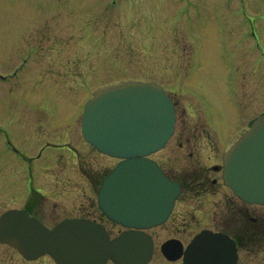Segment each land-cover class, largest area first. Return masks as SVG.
I'll return each instance as SVG.
<instances>
[{"label": "rangeland", "instance_id": "obj_1", "mask_svg": "<svg viewBox=\"0 0 264 264\" xmlns=\"http://www.w3.org/2000/svg\"><path fill=\"white\" fill-rule=\"evenodd\" d=\"M23 57L29 62L19 79L0 84V175L19 173L27 164L13 151L18 147L24 153L32 151L25 126L34 122L38 127L62 104L66 108L58 123L49 125V133L33 145L45 143L47 149H55L59 143L52 134L63 127L70 137L80 139L81 102L86 104L106 82L136 79L158 80L170 91L177 102V133L184 126L192 139L179 146L176 136L155 157L193 162L191 152L208 154L206 143L196 135L216 133L214 125L224 149L227 138L245 121L264 113V0H0V73ZM28 101L31 107L25 104ZM206 107L216 117L213 125L206 119ZM12 108L21 114L16 116L21 122L12 120L16 115ZM80 151V167L87 160L97 184L93 189L81 183L77 172L63 173L64 181L76 180L85 187V196L69 200L68 212L79 203L87 207L96 200L97 187L116 162L85 142ZM63 152L58 154L59 168L74 166L75 158ZM33 167L39 173L38 160ZM16 202L12 192L0 193V214ZM64 205L59 202L57 212ZM247 206L264 216V206ZM162 260L158 249L152 264ZM255 262L249 264H261ZM0 264L54 263L47 258L27 261L0 244Z\"/></svg>", "mask_w": 264, "mask_h": 264}, {"label": "water", "instance_id": "obj_2", "mask_svg": "<svg viewBox=\"0 0 264 264\" xmlns=\"http://www.w3.org/2000/svg\"><path fill=\"white\" fill-rule=\"evenodd\" d=\"M176 108L155 81H127L94 93L83 114L86 140L100 152L122 159L102 183L99 203L110 218L128 226L164 220L178 184L170 181L148 156L162 149L174 134ZM224 179L245 202L264 205V114L224 157ZM159 213V214H158ZM9 211L0 219V241L27 259L51 255L58 264H148L154 246L143 232L111 239L104 227L86 220H67L49 230L34 218ZM148 219L150 223L143 222ZM169 252L171 244L163 246ZM235 248L210 232L198 236L185 254V264H235Z\"/></svg>", "mask_w": 264, "mask_h": 264}, {"label": "flooded vegetation", "instance_id": "obj_3", "mask_svg": "<svg viewBox=\"0 0 264 264\" xmlns=\"http://www.w3.org/2000/svg\"><path fill=\"white\" fill-rule=\"evenodd\" d=\"M19 77L20 74H15L7 79L3 78V80H0V84H10L16 78L18 80ZM56 101H58L57 103L60 102L59 100ZM175 103L177 107L176 100ZM25 104L31 107L32 102L28 101ZM7 105L9 108V103ZM44 105L45 102L43 103ZM65 108L66 105H57L55 110L53 108V116L51 114L44 116L38 127L33 126L34 122L31 125L32 127L25 126L26 130H28V136L31 137L29 150H32L31 152H26L25 155H34L31 158H24L27 164L22 165L23 171L20 170L18 173V170H16L15 174L12 172L14 177L17 175L16 181L13 180L11 182L7 179L11 175L4 174L2 175L4 179L0 182L1 194H4L5 191L7 193L12 192L13 198L17 201L15 206L12 207L13 209L23 211L29 216L37 218L49 228L54 227L64 219L71 218L88 219L95 223H100L112 237L124 232L148 233L154 240V257L159 249L163 259L162 264H184V257L188 247L194 238L203 231H210L219 236L230 238L233 242L231 246H235L236 248L237 264H249L250 261L253 262V259L256 261L255 263L262 264L261 261L264 260V216L259 210H254L247 206L248 204L239 199L231 188L225 184L223 169L226 150L225 148H220L223 138L221 139L220 133L217 132V128L213 125V120L216 117L210 114V108L206 107V119L216 129V133L214 134L218 136V139H213L212 136L214 134L210 132H207L205 135H196L198 137L197 140H204L206 143L208 154H200L198 156L191 152L189 156H194L193 162L189 160L187 162L185 160L181 161V159L177 160L174 157L171 159L166 158V161H164L153 157L164 173L171 180L179 183L181 194L163 223L151 226L144 225L142 227L126 226L110 219L102 213L97 198L87 205V207H85L84 203H79L70 209L71 212H68L69 200L73 198V195L85 196V187L77 183L76 180L64 181L63 179L66 178V175H63V173L69 170L77 172L78 178L82 180L81 183H88L89 187H93V189L97 184L93 176L94 171L86 165L87 160L84 163L85 167H80L79 165V156L80 158L82 156L80 155V149L84 148L85 142L83 136L80 138L82 140L70 137L69 129L67 130L63 127L55 134L50 133L53 135L54 142L59 143L58 145H54L55 149H47L48 145L45 143L33 145L39 136L45 135L50 131L51 127L49 125L55 126L58 123L59 116L64 113ZM19 109L20 107H17L18 111ZM12 110L16 115L11 118L15 120L18 112L13 108ZM81 110H83V102H81ZM81 114L79 120L80 132ZM20 115L18 114L17 118ZM19 119H17L18 122H21ZM178 121L177 114V123ZM20 124L22 125V123ZM33 129L36 130V133L31 132ZM186 130L187 128L183 126V131L177 133L176 125V131L171 141L177 136L180 141L178 143L179 146L189 144V141L192 139ZM69 143H73L76 146H69ZM197 147V144H193L194 149ZM18 148L22 150L20 147ZM13 150L21 156L20 153L22 152L20 150L15 148ZM62 151L70 155V157L75 158L74 164L78 166L76 170H74L75 165L63 166L61 164V168H59L58 164L61 157H58V154ZM162 151L156 153L155 156ZM37 160L39 173L33 167V162ZM63 160L64 157H62V163ZM204 160L205 162L202 165L201 163ZM193 165L197 166L193 169ZM84 178H87V182H84ZM10 182L11 187L8 186ZM99 187H97V191L95 192L96 196ZM59 202L65 204L61 212H57V204ZM143 223L148 224V221L145 220ZM170 240H174L173 250L180 254L179 258L174 260L168 259L162 252V245Z\"/></svg>", "mask_w": 264, "mask_h": 264}]
</instances>
